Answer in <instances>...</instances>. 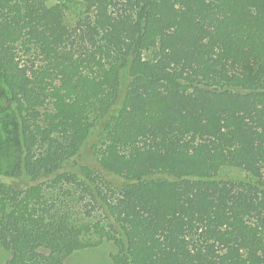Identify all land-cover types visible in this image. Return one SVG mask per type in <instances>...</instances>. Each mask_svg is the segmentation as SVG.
<instances>
[{
  "label": "trees",
  "instance_id": "obj_1",
  "mask_svg": "<svg viewBox=\"0 0 264 264\" xmlns=\"http://www.w3.org/2000/svg\"><path fill=\"white\" fill-rule=\"evenodd\" d=\"M102 239L264 264V0H0L3 264Z\"/></svg>",
  "mask_w": 264,
  "mask_h": 264
},
{
  "label": "rangeland",
  "instance_id": "obj_2",
  "mask_svg": "<svg viewBox=\"0 0 264 264\" xmlns=\"http://www.w3.org/2000/svg\"><path fill=\"white\" fill-rule=\"evenodd\" d=\"M79 12L80 7L72 6L67 15L69 20L75 18ZM94 218H96L95 215L94 217H86L87 220ZM92 237V241L97 240L95 236ZM114 251L115 247L112 242L102 239L95 246L78 250L67 256L65 264H113L110 255ZM9 256L10 253L0 246V264H3Z\"/></svg>",
  "mask_w": 264,
  "mask_h": 264
}]
</instances>
